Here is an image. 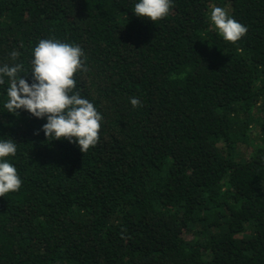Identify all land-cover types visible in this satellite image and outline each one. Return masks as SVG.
<instances>
[{
	"label": "trees",
	"instance_id": "1",
	"mask_svg": "<svg viewBox=\"0 0 264 264\" xmlns=\"http://www.w3.org/2000/svg\"><path fill=\"white\" fill-rule=\"evenodd\" d=\"M138 2L0 0V66L16 50L30 71L41 39L79 45L76 90L103 117L83 154L7 112L0 85L22 181L0 197V264H264V0H173L157 22ZM217 6L248 28L236 44Z\"/></svg>",
	"mask_w": 264,
	"mask_h": 264
},
{
	"label": "clouds",
	"instance_id": "2",
	"mask_svg": "<svg viewBox=\"0 0 264 264\" xmlns=\"http://www.w3.org/2000/svg\"><path fill=\"white\" fill-rule=\"evenodd\" d=\"M173 6V0H139L134 14L157 22L167 17ZM210 21L224 41L232 44L248 32L245 25L219 6L211 9ZM20 55L13 50L9 54L12 63L0 66V85L5 83V78L9 84L4 108L17 116L19 110H25L35 118H46V123L35 134L43 131L46 140H67L77 144L83 154L87 153L100 140L103 117L94 104L76 90L74 77L88 71L83 49L56 39H41L33 49L30 71L22 63H16ZM28 73H31V84L22 78ZM130 103L133 108L143 106L136 97H132ZM16 154L17 143L12 138L0 139V197L17 192L22 186L17 169L5 159Z\"/></svg>",
	"mask_w": 264,
	"mask_h": 264
}]
</instances>
